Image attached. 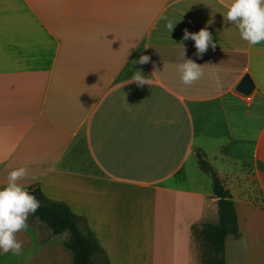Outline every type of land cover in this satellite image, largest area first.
<instances>
[{
	"label": "crops",
	"instance_id": "0c3cea01",
	"mask_svg": "<svg viewBox=\"0 0 264 264\" xmlns=\"http://www.w3.org/2000/svg\"><path fill=\"white\" fill-rule=\"evenodd\" d=\"M226 11L221 0H0V190L27 168L18 183L70 208L100 247L94 260L200 264L194 230L219 222L200 153L235 202L232 257L264 264V203L227 180L248 165L264 194V42L243 41ZM203 28L217 47L197 57L183 33ZM184 50L204 66L190 86L176 69ZM137 71L151 83H129ZM246 75L248 96L236 90ZM27 224L22 252L0 264L74 263L64 232Z\"/></svg>",
	"mask_w": 264,
	"mask_h": 264
},
{
	"label": "clouds",
	"instance_id": "9594fccd",
	"mask_svg": "<svg viewBox=\"0 0 264 264\" xmlns=\"http://www.w3.org/2000/svg\"><path fill=\"white\" fill-rule=\"evenodd\" d=\"M227 9L224 19L234 26L240 38L250 46L264 42V0H221ZM172 32L174 26L169 21L166 25ZM194 41L195 55L202 57L209 46L213 50L217 44L207 28L201 29L198 33H189L184 29L183 40ZM182 62L176 65L180 74V81L183 85H193L204 76L203 67L192 59H185V50L181 53ZM150 57L142 55L137 63L144 65L149 63ZM155 68V65H153ZM155 73H153L154 75ZM136 83L138 86L149 85L151 79H145L139 71L135 72L129 83ZM28 175V169L19 167L10 171L7 175V185L0 190V253L11 252L19 255L23 250V242L18 241L16 234L27 229V220L30 215L35 214L40 203L34 195L27 192L18 181Z\"/></svg>",
	"mask_w": 264,
	"mask_h": 264
},
{
	"label": "trees",
	"instance_id": "16d2710c",
	"mask_svg": "<svg viewBox=\"0 0 264 264\" xmlns=\"http://www.w3.org/2000/svg\"><path fill=\"white\" fill-rule=\"evenodd\" d=\"M197 156L202 170L212 178L219 216L218 224H205L203 226L201 236L210 243L215 255V258L210 263L227 264L226 240L230 235L235 238L240 235L235 202L230 191L222 184L214 167L200 153ZM27 192L34 195L40 203L38 211L33 216L44 222L55 235L63 232L69 233V240L65 245L75 256L73 264H98L94 260L93 255L100 247L91 237L82 234L70 208L66 204L47 199L39 187H31ZM106 264L109 263L106 262Z\"/></svg>",
	"mask_w": 264,
	"mask_h": 264
},
{
	"label": "rangeland",
	"instance_id": "374dc122",
	"mask_svg": "<svg viewBox=\"0 0 264 264\" xmlns=\"http://www.w3.org/2000/svg\"><path fill=\"white\" fill-rule=\"evenodd\" d=\"M229 185H232L234 189L239 193V195L248 198L253 201L263 202L264 203V194L260 191L257 186L254 174L252 169L248 165H241L238 168H235L232 176L227 178ZM33 216V215H32ZM35 217V216H33ZM64 235H67L69 238V233L64 232ZM201 231L198 229L194 230V235L196 240H198V258L200 264H211L215 255L211 249L210 243L201 235ZM36 237L39 238V235L35 233ZM233 236H228L226 242V258L228 264H243V259H234L232 256L235 250V244L232 242ZM236 239V238H235ZM98 263L99 261L103 264H106L104 257H98L95 259ZM247 261V259H246ZM245 264V260H244Z\"/></svg>",
	"mask_w": 264,
	"mask_h": 264
},
{
	"label": "water",
	"instance_id": "95a60500",
	"mask_svg": "<svg viewBox=\"0 0 264 264\" xmlns=\"http://www.w3.org/2000/svg\"><path fill=\"white\" fill-rule=\"evenodd\" d=\"M254 88H255V84H254L252 78L250 77V75H246L241 80V82L237 86L236 90L239 93L248 96L253 92Z\"/></svg>",
	"mask_w": 264,
	"mask_h": 264
}]
</instances>
